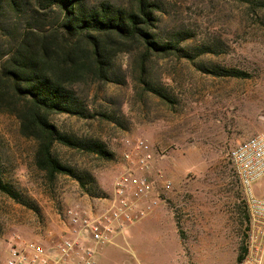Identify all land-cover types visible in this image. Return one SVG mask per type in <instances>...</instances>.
Wrapping results in <instances>:
<instances>
[{"label": "rangeland", "instance_id": "obj_1", "mask_svg": "<svg viewBox=\"0 0 264 264\" xmlns=\"http://www.w3.org/2000/svg\"><path fill=\"white\" fill-rule=\"evenodd\" d=\"M157 1L159 40L180 42L193 63L152 60L149 83L167 98L162 100L141 91L134 54H119L114 60L119 84L76 89L94 118L52 119L64 133L100 140L111 160L60 146L54 154L84 175L86 190L97 188L105 195L119 171L124 141L139 137L153 146L155 166L171 182L163 201L125 229L116 245L97 250L95 264H236L246 207L228 152L264 135V0ZM7 40L0 38V50ZM222 70L245 77H222ZM34 146L20 135L14 117L0 113L1 177L18 197L0 193V264L14 236L45 240L48 233L59 232L67 204L88 205L96 199L72 178L48 182L33 165Z\"/></svg>", "mask_w": 264, "mask_h": 264}, {"label": "trees", "instance_id": "obj_2", "mask_svg": "<svg viewBox=\"0 0 264 264\" xmlns=\"http://www.w3.org/2000/svg\"><path fill=\"white\" fill-rule=\"evenodd\" d=\"M248 3V0H235ZM157 0H127L125 4L94 0H0V38L8 39L0 50V113L14 117L19 133L34 143L35 169L48 182L66 176L78 182L93 198L98 189L86 190L84 175L64 165L54 154L60 146L110 161L105 145L92 138L62 132L54 123L59 115L94 118L77 94L81 85L119 84L114 60L134 54L136 81L141 91L166 100L149 83L153 59H176L193 63V56L178 41L159 40L156 29ZM19 16L18 21H10ZM24 21V22H21ZM14 32L16 33L14 35ZM222 77L242 79L244 73L223 71ZM94 184L93 178L85 174ZM0 193L18 200L0 172ZM244 240L236 258L247 253V214Z\"/></svg>", "mask_w": 264, "mask_h": 264}, {"label": "built area", "instance_id": "obj_3", "mask_svg": "<svg viewBox=\"0 0 264 264\" xmlns=\"http://www.w3.org/2000/svg\"><path fill=\"white\" fill-rule=\"evenodd\" d=\"M123 146L119 171L104 196L88 205L67 204L59 232L48 233L45 240L14 236L4 264H95L100 247L115 245L125 229L156 208L171 191V182L155 166V149L139 137L126 139ZM228 159L247 214V253L239 264H264V135L237 143Z\"/></svg>", "mask_w": 264, "mask_h": 264}, {"label": "crops", "instance_id": "obj_4", "mask_svg": "<svg viewBox=\"0 0 264 264\" xmlns=\"http://www.w3.org/2000/svg\"><path fill=\"white\" fill-rule=\"evenodd\" d=\"M115 245H116V243H115Z\"/></svg>", "mask_w": 264, "mask_h": 264}]
</instances>
